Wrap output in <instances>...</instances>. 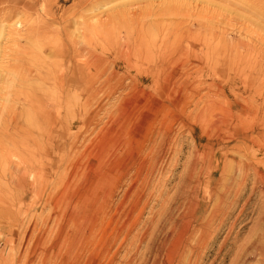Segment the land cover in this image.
I'll list each match as a JSON object with an SVG mask.
<instances>
[{"label":"rangeland","instance_id":"1","mask_svg":"<svg viewBox=\"0 0 264 264\" xmlns=\"http://www.w3.org/2000/svg\"><path fill=\"white\" fill-rule=\"evenodd\" d=\"M160 1L0 0V264H168L183 232L163 216L196 152L202 211L215 187L246 183L199 257L177 264H236L264 234V183L249 196L264 181V0ZM226 163L235 174L217 183ZM189 206L177 197L172 218ZM159 231L171 241L157 256Z\"/></svg>","mask_w":264,"mask_h":264},{"label":"bare ground","instance_id":"2","mask_svg":"<svg viewBox=\"0 0 264 264\" xmlns=\"http://www.w3.org/2000/svg\"><path fill=\"white\" fill-rule=\"evenodd\" d=\"M167 1V0H166ZM157 2V1H156ZM156 2H155V4H156ZM164 2H165V0H164ZM159 3H161V1L159 0ZM166 3V2H165ZM83 4V3H82ZM163 6V5H162ZM173 9H174V6L172 7ZM165 9V8H164ZM163 9V10H164ZM171 9V8H170ZM170 9H169V11H170ZM157 10H158V8H157ZM160 10V9H159ZM172 11H174V10H172ZM157 13V12H156ZM177 13V12H176ZM155 14V13H154ZM165 15V14H164ZM155 17L157 16V17H159L160 16V13H157V15L155 14L154 15ZM174 16V15H173ZM160 18V17H159ZM158 18V19H159ZM166 19V18H165ZM162 20H163V18H162ZM177 20V19H176ZM154 24H156V23H154ZM198 24V23H197ZM151 25L153 26V23H151ZM158 25V24H157ZM174 25V24H173ZM196 27H199V25H197ZM143 26H141L140 27V30L142 31L143 30ZM135 32H137V31H135ZM125 33H128V31H126L125 30ZM138 33H139V31H138ZM169 35V37H174V36H176V31H175V29H172L171 30V33L170 34H168ZM134 36V35H133ZM137 36V35H136ZM137 38V37H136ZM166 43L167 42H164V41H162L161 42V45H159V46H156L155 47V49L154 50H156V52H157V54H162V55H160V56H163V58L162 57H160L161 59H162V62H163V60H164V58L166 57V53L164 52L165 51V49H166ZM149 48V47H148ZM151 51V50H150ZM161 52V53H160ZM262 53V52H261ZM260 53V54H261ZM125 54V53H124ZM153 54V53H152ZM233 54V53H232ZM158 55V56H159ZM233 55H235V54H233ZM262 55V54H261ZM124 56V55H123ZM123 56H122V59H123ZM125 57V56H124ZM129 57H130V55H129ZM251 57V56H250ZM238 58V60H239V63H241L242 62V60H240L241 59V57H237ZM118 59H121V58H118ZM166 59V58H165ZM229 60V59H228ZM132 62V61H131ZM130 62V63H131ZM164 62L166 63L167 62V60H164ZM236 63V62H235ZM123 64V63H122ZM149 64V63H148ZM158 64H160V63H158ZM126 65V64H125ZM139 65V64H138ZM144 65V64H143ZM143 65H142V67H143ZM131 66V65H130ZM151 66H152V64H151ZM233 66V64L232 63H229V67L231 68ZM146 67V66H145ZM157 67V66H156ZM133 68V67H132ZM227 68V67H226ZM128 69V68H127ZM135 69V68H134ZM138 69V68H137ZM231 70H232V68H231ZM242 70H243V72H246V71H250V72H254V70L255 69H250L249 68V66H247L246 68H244L243 67V65H242ZM141 71H142V69H141ZM134 73V72H133ZM140 73V72H139ZM254 73H256V72H254ZM135 74V73H134ZM250 74V73H249ZM133 75V74H132ZM244 74L242 73V78H244V76H243ZM136 76V75H135ZM139 76V75H138ZM141 76V75H140ZM148 76H149V74H148ZM147 77V76H146ZM63 78V77H62ZM62 78H59V79H54V81H56V83H59L60 85H63V83L65 82V81H63L62 80ZM134 78V77H133ZM241 78V77H240ZM238 79V78H237ZM40 82H45L44 81V78L41 76L39 79H38ZM47 80H49V81H52V79H51V77H49V78H47ZM134 80H135V78H134ZM140 80V79H139ZM239 80V79H238ZM141 81V80H140ZM146 81V80H145ZM136 82V81H135ZM248 82V81H247ZM233 84V83H232ZM234 86V85H233ZM253 89V88H252ZM221 90V89H220ZM219 90V91H220ZM222 91V90H221ZM230 92V91H229ZM230 93H232V91L230 92ZM223 95V94H222ZM234 95V94H233ZM257 95V94H256ZM230 96V95H229ZM239 96V95H238ZM231 97V96H230ZM232 97H234V96H232ZM223 98V97H222ZM236 98H237V95H236ZM240 98V97H239ZM33 102L34 101V98L32 97V95L30 96V98H29V100H27V104L28 105H30L31 104V102ZM232 101H233V99H232ZM224 102H227L226 101V99H225V101ZM234 103V102H233ZM209 105H211V104H209ZM208 106V105H207ZM244 106H246V105H244ZM217 107V106H216ZM240 107H241V104H240ZM204 108H205V106H204ZM212 108H213V106H212ZM209 109H211V108H209ZM243 109V108H242ZM241 109V110H242ZM213 110V109H212ZM209 111V110H208ZM250 111V110H249ZM257 111H259L258 109H257ZM215 112V111H214ZM242 112V111H241ZM247 112V111H246ZM227 113V112H226ZM229 113V112H228ZM231 113V112H230ZM244 113V112H243ZM247 113H250V112H247ZM254 113V112H253ZM229 115V114H228ZM233 115V114H232ZM240 115V114H239ZM251 115V114H250ZM256 116H257V113H256ZM229 117V116H228ZM243 117H244V115H243ZM252 117V116H251ZM254 117V116H253ZM225 118V117H224ZM236 118H237V116H236ZM242 118V117H241ZM246 118V117H245ZM211 119V118H210ZM204 120V119H203ZM242 121H243V119H241ZM246 120V119H245ZM211 121V120H210ZM213 121V120H212ZM222 121V120H221ZM232 121V120H231ZM237 121V120H236ZM235 121V122H236ZM239 121V120H238ZM237 121V122H238ZM241 121V122H242ZM199 122V121H198ZM220 122V121H219ZM244 122V121H243ZM253 122H255V121H253ZM261 122V121H260ZM202 123V122H201ZM206 123V122H205ZM204 123V124H205ZM211 123V122H210ZM246 123H247V121H246ZM259 123V122H258ZM258 123H255V124H257L258 125ZM217 124V123H216ZM242 124V123H241ZM244 124H245V122H244ZM199 125V124H198ZM206 125V124H205ZM219 125V124H218ZM217 125V126H218ZM252 125V127H253V125L254 124H251ZM250 125V126H251ZM204 126V125H203ZM207 126V125H206ZM245 126V125H244ZM261 126V125H260ZM242 127V126H241ZM229 128H230V126H229ZM232 128V127H231ZM258 128V127H257ZM207 129V128H206ZM224 129V128H223ZM245 129V128H244ZM244 129H243V131H244ZM251 129V128H250ZM203 130H205V129H203ZM201 131H202V129H201ZM207 131V130H206ZM212 131V130H211ZM209 132V133H211L212 134V132ZM220 131V130H219ZM248 131V130H247ZM252 131V130H251ZM250 131V132H251ZM216 132V131H215ZM226 132H227V130H226ZM263 132V131H262ZM161 133V132H160ZM202 133V132H201ZM216 133H218V132H216ZM238 133V131L236 132V134ZM240 133V132H239ZM244 133V132H243ZM25 134V133H24ZM26 134H28V133H26ZM198 135H199V133H197ZM220 134V133H219ZM250 134V133H249ZM248 134V135H249ZM31 135V137H32V135L33 134H31V131H30V133L28 134V136H30ZM204 135V134H203ZM224 135H225V132H224ZM25 136V135H24ZM27 135H26V138L28 137ZM220 136H222V134L220 135ZM233 136V135H232ZM253 136V135H252ZM209 137H211V136H209ZM227 137V136H226ZM230 137V136H229ZM25 138V137H24ZM215 138V137H214ZM221 138V137H220ZM228 138V137H227ZM236 138V137H235ZM32 139V138H31ZM30 139V140H31ZM221 139H223V138H221ZM231 139V138H230ZM233 139V138H232ZM259 139V138H258ZM35 139H34V137H33V139H32V141H33V143L34 144H36L37 145V143H35V141H34ZM220 140V139H219ZM228 140V139H227ZM234 140V139H233ZM22 141H24V139L22 140ZM31 141V142H32ZM222 141V140H221ZM250 141V140H249ZM225 142V141H224ZM259 142V141H258ZM216 143H219V142H216ZM251 143H254V146H255V141L252 139L251 140ZM211 144V143H210ZM226 144V143H225ZM257 145V144H256ZM259 145V144H258ZM207 146V145H206ZM209 147V146H208ZM217 147H219V146H217ZM37 148V147H36ZM153 148V147H152ZM200 148V147H199ZM203 148V147H202ZM223 148V147H222ZM225 148V147H224ZM256 148V147H255ZM33 149H35V148H33ZM206 149H208V148H206ZM250 149V148H249ZM254 149V148H253ZM153 150V149H152ZM160 150H162V149H160ZM196 150V149H195ZM215 150H217V149H215ZM215 150H214V152H215ZM220 150V149H219ZM251 150V149H250ZM249 150V151H250ZM159 151V150H158ZM251 151H253V150H251ZM29 152V151H28ZM33 152V151H32ZM36 152V151H35ZM220 152V151H219ZM30 153H31V151H30ZM34 153V152H33ZM250 153V152H249ZM205 154V153H204ZM218 154V153H217ZM258 154H259V152H258ZM31 155H32V153H31ZM34 155V154H33ZM211 155V154H210ZM218 156V155H217ZM234 156V155H233ZM250 156V155H249ZM240 157H243V156H240ZM239 157V158H240ZM238 158V159H239ZM214 159V158H213ZM226 159V158H225ZM235 159V158H234ZM205 160H207L206 159V156L205 155H202V154H198L197 152L195 153V161H194V163L190 166V170H189V174H188V172L186 173V175L188 174V176H187V179H186V184H185V186H183L184 188L182 189V186H181V191H178V193L176 192L175 194H176V197L175 196H173V197H175V200H173L174 201V203H170V201L168 202V203H170V205H168V207L166 208V210H165V213H164V216L163 217H165V219H168V221L171 223V226H172V229L173 228H178L177 227V221H180L181 222V224H182V226H181V228L180 229H182V232H183V238H181V239H183L182 240V242L181 243H179V244H181V246H183V249L180 251V252H177V248L175 249V250H173V251H169L168 253H167V259H168V261H169V263L168 264H177L178 262H177V258L179 259V261H181V262H185V263H188L189 262V260H190V258H191V256H193V255H197V254H195V253H197L199 250L201 251V250H204V248L207 246L206 244H207V242H209V241H211L212 239H213V237H214V233L216 232V230L214 231V230H211V223L213 222V221H217V227H220L221 225H222V223H224V219H225V217L228 215V213L231 211L230 209H231V207H233L234 206V204H235V202L237 201V199L239 198V196H240V193H241V189H242V187L245 185V183H246V181H241V182H238V183H240L239 185H237V187H236V185H235V187L236 188H228L227 187V184L225 185V186H223V188L221 189V191H219V190H217V189H215V188H217V187H215L214 189H212V191H210L209 192V196H208V200H209V202H211V206H210V212L208 213V211H207V215L203 218V216H204V213L206 212L204 209H203V211H204V213H203V211L200 209V204H199V196L201 195V194H203L202 192H203V188H201V183H200V181H198L199 179H200V177L202 176V165L204 164V161ZM38 161H40V159L38 160ZM46 162H49V159H48V157L46 156V159H45V161H43V164H40L38 167L40 168V167H42V169H44L45 168V166L47 165V163ZM206 162V161H205ZM218 163V162H217ZM246 163V162H245ZM220 164V163H219ZM231 164L232 163H230L229 164V166H227L228 164L226 163V164H224L222 167H221V170H219L220 172H218L219 174H218V177H219V180L217 181V183H219V182H221V180L223 179H225L226 177H228L227 175H226V172L225 173H221L222 171H227L228 170V167L230 168V170L228 171L229 172V174H230V176L232 175V173L233 174H235V172H234V170H232L233 168L231 167ZM259 164V163H258ZM200 166V169L197 171V166ZM209 165V164H208ZM214 165V164H213ZM216 165V164H215ZM218 165V164H217ZM236 165V164H235ZM28 166V168L29 167H31V166H29V165H27ZM219 166V165H218ZM245 166L246 165H241L240 166V164H239V166H237V169L238 170H246L245 169ZM248 166H250V164L248 165ZM248 166H246V168L248 167ZM24 167V166H23ZM38 167H36V168H34V173L33 174H35V171L36 170H38ZM27 168V167H26ZM232 168V169H231ZM249 168V167H248ZM247 168V169H248ZM253 168V167H252ZM23 169V168H22ZM218 169V168H217ZM18 171H19V168L17 169ZM17 170H16V172H17ZM212 170V169H211ZM251 170H253V169H251ZM21 171V170H20ZM26 171V170H25ZM187 171H188V169H187ZM209 171H210V169H209ZM254 171V170H253ZM15 172V171H14ZM15 172V173H16ZM28 172H30V170L28 171ZM40 172V171H39ZM43 172H44V170H43ZM186 172V171H185ZM238 172V171H237ZM252 172V171H251ZM255 172H256V170H255ZM254 172V173H255ZM26 173V172H25ZM24 173V174H25ZM46 173V172H45ZM45 173H44V175H45ZM246 173H248V171H246ZM245 173V174H246ZM257 173V172H256ZM14 174V173H13ZM20 174V173H19ZM17 175V176H20V175ZM32 174V173H31ZM213 174V173H212ZM249 174V173H248ZM252 174H253V172H252ZM10 175H12L11 174V172H10ZM10 175H8L9 177H10ZM36 175V177H34L35 179L36 178H38L37 177V175H38V173L37 174H35ZM41 175L43 176V174L41 173ZM40 175V176H41ZM242 175V174H241ZM250 175V174H249ZM254 175V174H253ZM16 176V175H15ZM32 176H34V175H32ZM39 176V177H40ZM243 176V175H242ZM25 177H28L29 178V176L27 175V176H25ZM184 177H186V176H184ZM251 177V176H250ZM256 177V176H255ZM264 177V176H263ZM17 179H18V177H16ZM14 179V181L15 180H17V179ZM24 178V177H23ZM210 178V177H209ZM246 177H244V178H242V180H244ZM256 178H260L261 179V175H257V177ZM27 179V178H26ZM42 180L41 181H44L45 179H43V177L41 178ZM229 179V178H228ZM9 180H12L13 181V178H9ZM24 180H25V178H24ZM232 180V179H231ZM257 180V179H256ZM23 181V180H22ZM36 181H38V180H36ZM250 181V180H249ZM237 182V181H236ZM252 182V181H251ZM258 182H263L264 183V181H255V179H254V181H253V183H252V188H251V191H249L250 192V195L249 196H252L254 193H256V189H257V183ZM222 183V182H221ZM207 184V183H206ZM213 185V184H212ZM232 185V184H231ZM234 185V184H233ZM251 185V184H250ZM248 188V187H247ZM205 189V188H204ZM30 190V189H29ZM207 190V189H206ZM245 191H246V189H245ZM150 192V191H149ZM264 192V191H263ZM243 193V192H242ZM259 193V192H258ZM150 195V194H149ZM256 195V194H255ZM203 196V195H202ZM263 197H264V194L262 195ZM151 197V196H150ZM162 197V196H161ZM177 197H178V201L180 200V199H183V200H188L189 202H190V206H189V210L190 211H186V210H183L184 212H185V214L183 215L182 214V218L181 219H177L178 218V214L176 215V218L175 219H173L172 217H173V213L174 212H177ZM255 197V196H254ZM172 198V197H171ZM170 198V199H171ZM252 198V197H251ZM164 199V198H163ZM167 199V198H166ZM203 199V198H202ZM201 199V200H202ZM250 199V198H249ZM242 200V199H241ZM248 200V199H247ZM246 200V201H247ZM166 201V200H165ZM203 201V200H202ZM245 202V201H244ZM244 202H243V204H244ZM264 202V201H263ZM167 203V204H168ZM250 203V202H249ZM262 204V203H261ZM264 204V203H263ZM262 204V205H263ZM165 205H166V203H165ZM209 205V204H208ZM202 207V206H201ZM207 206H205V208H206ZM244 207V206H243ZM264 206H262V209H264L263 208ZM241 208H242V206H241ZM160 209V208H159ZM181 209V208H180ZM234 209V208H233ZM209 210V209H208ZM260 211V210H259ZM159 212V211H158ZM180 213H182L181 211H180ZM202 213H203V216H202ZM160 214V212L158 213V215ZM163 215V214H162ZM198 215H201V217L199 218L198 217ZM257 215H260L259 213L257 214ZM155 217H157V216H155ZM180 217V216H179ZM188 217V219H186V221H184L183 220V218H187ZM229 216H227L226 218H228ZM158 219H156V222L157 223H162L161 222V217H157ZM262 218V226L264 227V212H263V217H260V219ZM150 219V218H149ZM257 219H259V218H257ZM128 220H129V215H128V213H125L124 214V220H123V222H122V226H126L127 225V223H128ZM151 221H150V224L151 225H153V224H155L154 223V218L153 219H150ZM182 220H183V223H182ZM164 221V220H163ZM215 221V222H216ZM259 221V220H258ZM146 222V221H145ZM149 222V221H148ZM215 222H214V224H215ZM156 223V224H157ZM147 224H149V223H147ZM155 224V225H156ZM178 224H179V222H178ZM257 224H259L258 222H257ZM150 225V226H151ZM194 225H196L195 227H194ZM150 226L148 227V228H150ZM157 226V227H156ZM155 227L156 228H158V225H156ZM179 226H180V224H179ZM215 226H216V224H215ZM160 228V227H159ZM165 228H167L166 226H165ZM214 228V227H213ZM155 229V228H154ZM179 228H178V230H180ZM215 229V228H214ZM264 229V228H263ZM158 230V229H157ZM156 230V231H157ZM218 230V229H217ZM148 231L149 230H146V232H145V235L144 236H146L147 234H148ZM152 231V230H151ZM151 231H150V234H151ZM155 231V232H156ZM171 231V230H170ZM165 232V231H164ZM175 232V231H174ZM181 232V231H180ZM79 233V232H78ZM143 234V233H142ZM153 234V233H152ZM159 234H161L162 236H163V241L162 242H160V246H158V249H156L155 250V253L154 254H156V253H158V254H160L161 253V250H162V248L165 246V244L168 242V241H171V239L170 240H168V237H169V232L168 233H163L162 231H159ZM171 234V233H170ZM175 234V233H174ZM219 234V233H218ZM154 235V234H153ZM153 235H152V237H153ZM158 235V234H157ZM156 235V236H157ZM173 235V234H172ZM155 236V235H154ZM177 236V235H176ZM142 237V236H141ZM170 237H171V235H170ZM172 237H174V235L172 236ZM182 237V236H181ZM254 237V236H253ZM149 238V237H148ZM175 238V237H174ZM173 238V239H174ZM259 238V237H258ZM136 239V238H135ZM135 239H133V240H135ZM143 239H144V237L141 239V242L143 241ZM147 239V238H146ZM162 239V238H161ZM132 240V239H131ZM251 240V239H250ZM249 240V241H250ZM146 241V240H145ZM145 241H143V242H145ZM179 241H180V239H179ZM134 242V241H133ZM140 242V241H139ZM140 242V243H141ZM148 242V241H147ZM151 242H152V238L149 240V242H148V244H147V247H150L151 246ZM154 242V241H153ZM152 242V243H153ZM156 242V241H155ZM252 242V241H251ZM158 243V242H157ZM171 243V242H170ZM248 243H250V242H248ZM168 244V243H167ZM174 244H175V242H174ZM177 244V243H176ZM175 244V245H176ZM157 245V244H156ZM169 245H171V244H169ZM173 245V244H172ZM147 247H145V250H146V248ZM166 247V246H165ZM164 247V248H165ZM172 247V246H171ZM170 247V248H171ZM167 248V247H166ZM244 248V247H243ZM150 249V248H149ZM169 249V248H168ZM180 249V248H179ZM164 250V249H163ZM172 250V249H171ZM243 249H241V252H242V255H240L241 256V258H240V260L238 259V261H237V263L236 264H247V262H246V260L247 259H249L250 257H252L253 259H257V263L258 264H264V234L262 235V237L260 236V238L258 239V240H256V241H253L252 243H250L249 245H247V247H246V249H244L243 251H242ZM168 251V250H167ZM241 252H240V254H241ZM144 253H145V251H144ZM151 253V252H150ZM200 254V253H199ZM144 255H146V254H144ZM148 255V254H147ZM157 255V254H156ZM127 256V255H126ZM152 256V255H151ZM157 256H159V255H157ZM163 256H165V255H163ZM179 256V257H178ZM145 257V256H144ZM155 257V256H154ZM199 256L197 255L196 256V258H198ZM141 258V257H140ZM150 258V257H149ZM195 258V257H194ZM143 259V258H142ZM154 258H152V260H153ZM158 259V258H157ZM160 259V258H159ZM156 259H154V261H155ZM195 260V259H194ZM199 260V259H198ZM154 261H152V264H156V262L158 261H156V262H154ZM181 262H179V263H181ZM198 262V261H197ZM143 263V262H142ZM145 263V262H144ZM158 263V262H157ZM165 263V262H164ZM160 264H162V263H160ZM166 264V263H165ZM182 264V263H181ZM194 264V263H193Z\"/></svg>","mask_w":264,"mask_h":264}]
</instances>
